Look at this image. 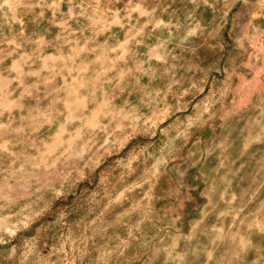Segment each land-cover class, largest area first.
Masks as SVG:
<instances>
[{"label": "rangeland", "instance_id": "rangeland-1", "mask_svg": "<svg viewBox=\"0 0 264 264\" xmlns=\"http://www.w3.org/2000/svg\"><path fill=\"white\" fill-rule=\"evenodd\" d=\"M0 264H264V0H0Z\"/></svg>", "mask_w": 264, "mask_h": 264}]
</instances>
